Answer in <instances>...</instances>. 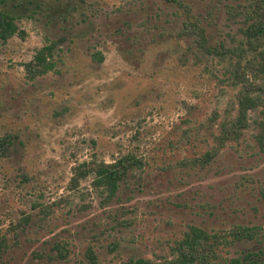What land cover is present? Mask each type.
I'll use <instances>...</instances> for the list:
<instances>
[{
  "label": "rangeland",
  "instance_id": "1",
  "mask_svg": "<svg viewBox=\"0 0 264 264\" xmlns=\"http://www.w3.org/2000/svg\"><path fill=\"white\" fill-rule=\"evenodd\" d=\"M252 1L3 0L25 38L0 43V137L13 136L0 154V229L9 242L0 264H85L89 246L99 264L159 259L190 224L261 226L258 237L222 248L215 264L248 253L264 262V150L255 139L264 114L250 112L240 140L208 165L193 162L236 114L239 87L227 81L224 56L182 34L184 4L210 45H238ZM51 41L56 68L28 80L24 63ZM127 153L143 164L112 199L91 177L70 188L76 163Z\"/></svg>",
  "mask_w": 264,
  "mask_h": 264
},
{
  "label": "trees",
  "instance_id": "2",
  "mask_svg": "<svg viewBox=\"0 0 264 264\" xmlns=\"http://www.w3.org/2000/svg\"><path fill=\"white\" fill-rule=\"evenodd\" d=\"M3 0H0V4ZM186 12V20L183 23V33L195 35L201 50L207 54L224 56L227 60L226 78L234 87H239L236 92V114L222 119L219 131L215 135V145L203 155L196 157L201 167L208 165L231 141L238 142L244 134V130L250 126V112L260 109L264 114V0H253L247 7V26L243 29V40L233 47H220L210 45L206 30L198 19H192L189 6L181 4ZM18 35L25 38V30L22 29L13 15L0 9V43H7L10 38ZM57 43L51 41L37 48L32 58L24 63L25 76L28 80H34L47 72L54 70L57 65L55 49ZM94 57L103 60L101 53ZM235 106V105H234ZM217 116L210 118L215 122ZM259 130L255 139L260 148L264 150V118L258 121ZM12 134L0 137V154L4 153L12 144ZM143 160L133 153H127L113 159L112 162L104 160H91L76 163L69 182L71 189H77L81 180L92 178V185L103 193L106 199H112L122 181L126 180L130 171L141 167ZM262 233L259 225L237 224L230 229L208 231L197 225L187 226L183 236L176 240L170 247V256L159 259L149 257H131L121 264H215L220 256V250L233 245L243 239H254ZM9 246L8 238L0 229V252H4ZM58 255L66 258L67 247L57 244ZM61 248H66L65 253ZM62 254V255H61ZM85 264H99V259L94 248L89 246L85 251ZM264 264L257 254L248 253L228 259L225 264Z\"/></svg>",
  "mask_w": 264,
  "mask_h": 264
}]
</instances>
